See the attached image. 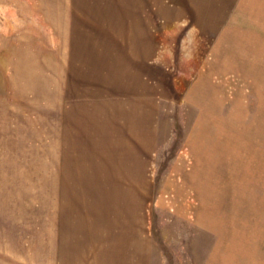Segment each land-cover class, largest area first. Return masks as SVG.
I'll list each match as a JSON object with an SVG mask.
<instances>
[{
    "label": "rangeland",
    "instance_id": "obj_1",
    "mask_svg": "<svg viewBox=\"0 0 264 264\" xmlns=\"http://www.w3.org/2000/svg\"><path fill=\"white\" fill-rule=\"evenodd\" d=\"M227 1L0 0V264H209L262 225L264 0Z\"/></svg>",
    "mask_w": 264,
    "mask_h": 264
},
{
    "label": "crops",
    "instance_id": "obj_2",
    "mask_svg": "<svg viewBox=\"0 0 264 264\" xmlns=\"http://www.w3.org/2000/svg\"><path fill=\"white\" fill-rule=\"evenodd\" d=\"M228 1L225 0V3ZM264 2V1H263ZM237 11L259 9L260 0H237ZM228 9V7H224ZM235 8V7H234ZM252 10V9H251ZM252 16L244 18L236 13L225 15V22L222 28L227 26H240L250 22L253 26L259 25V18L255 16L257 11L252 12ZM260 16V15H258ZM261 24V23H260ZM258 228L250 230L240 229L236 232V239L232 242H227V239H218L212 247L211 258L209 264H264V219L258 220Z\"/></svg>",
    "mask_w": 264,
    "mask_h": 264
}]
</instances>
